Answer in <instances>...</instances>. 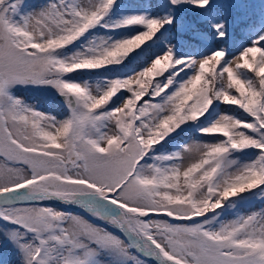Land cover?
<instances>
[{
  "label": "snow or ice",
  "instance_id": "1",
  "mask_svg": "<svg viewBox=\"0 0 264 264\" xmlns=\"http://www.w3.org/2000/svg\"><path fill=\"white\" fill-rule=\"evenodd\" d=\"M0 251L264 264V0H0Z\"/></svg>",
  "mask_w": 264,
  "mask_h": 264
},
{
  "label": "rangeland",
  "instance_id": "2",
  "mask_svg": "<svg viewBox=\"0 0 264 264\" xmlns=\"http://www.w3.org/2000/svg\"><path fill=\"white\" fill-rule=\"evenodd\" d=\"M133 1H137V0H133ZM239 42H243V41H239ZM231 46H232V45L230 44L229 47L231 48ZM254 204H255V206H257V207L260 206L259 201H255ZM5 258H7V259H9V260L12 259L11 255H7V256H5V254H4L2 251H0V261H3Z\"/></svg>",
  "mask_w": 264,
  "mask_h": 264
},
{
  "label": "trees",
  "instance_id": "3",
  "mask_svg": "<svg viewBox=\"0 0 264 264\" xmlns=\"http://www.w3.org/2000/svg\"><path fill=\"white\" fill-rule=\"evenodd\" d=\"M124 2H126V3H136V2H133L132 0H124Z\"/></svg>",
  "mask_w": 264,
  "mask_h": 264
}]
</instances>
